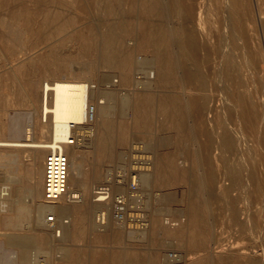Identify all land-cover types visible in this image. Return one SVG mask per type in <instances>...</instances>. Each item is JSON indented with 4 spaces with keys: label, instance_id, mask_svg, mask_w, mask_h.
<instances>
[{
    "label": "rangeland",
    "instance_id": "obj_1",
    "mask_svg": "<svg viewBox=\"0 0 264 264\" xmlns=\"http://www.w3.org/2000/svg\"><path fill=\"white\" fill-rule=\"evenodd\" d=\"M157 1L0 0V139L10 137L7 128L15 121L19 122L22 132L31 130L25 115L33 105L41 103L43 83L51 82L54 73L82 67L95 57L100 37L110 39L109 48L122 57L127 50L126 40L134 36L141 51L164 48L172 56L163 30L153 34L154 26L162 27L160 21L165 19L157 10ZM231 1L233 28H237L239 8L236 6L245 8V51L231 34L230 25L226 34L230 48L226 53L221 49L227 24L223 0H207V15L202 25L197 26L196 34L199 72L205 81L212 80L214 125L218 135L221 134L219 128L224 127L232 143L216 144L214 156L206 165L192 161L183 166L178 163L180 157L171 158L173 148L180 153H190L188 142L194 135L187 123L181 95L171 93L180 86L178 71L172 68L165 84L167 88L164 87L168 92L161 95L159 101L155 95H145L140 100L136 118L112 122L113 128L109 131L112 143L115 149L122 151L120 163L127 166L119 168L116 174L114 161L107 162L106 167L110 169L108 179H120L119 176L128 174L131 168L142 165L144 144L152 138L142 133L143 119H147L151 131L156 129L167 137L168 158L164 162L163 183L157 180L156 188L162 185L161 200L168 209L164 218L177 225H165L161 235L153 236L144 254L124 260L117 251L99 248L96 250L100 253L90 264H264V148L248 147L244 139L248 135L246 124L237 120V115L242 116L243 112L240 99L243 98L247 106L264 99V22L259 19V15H264V0ZM151 39L156 41L154 46L149 42ZM106 71L101 68L97 76L101 78ZM191 84L189 86H193ZM222 96L230 100L228 128L223 124L219 107ZM34 119L35 123L40 122L39 111ZM241 130L244 133L238 136ZM196 136L202 143V137ZM22 162L26 182L31 169L24 160ZM84 169L85 182H89L88 163ZM207 169L213 175L214 186L205 197L203 187L207 178L206 182L203 180L205 172L208 175ZM3 172L0 169L1 183ZM257 183L259 191L255 190ZM261 199L262 206L257 205ZM84 215L85 211L78 218L82 217L83 221ZM19 218L24 220V216ZM182 219L184 225L180 226ZM10 231L6 208L0 206V256L7 249L4 234ZM111 237L109 233H99L90 238L86 226H82L67 243L72 244L71 256L78 258L79 264H86L82 257L86 253V242L102 243ZM56 238H61L58 233ZM160 246L164 252L157 251ZM165 255L169 258L173 255L176 260L166 262ZM38 264L70 263L56 259L45 263L41 257Z\"/></svg>",
    "mask_w": 264,
    "mask_h": 264
},
{
    "label": "bare ground",
    "instance_id": "obj_2",
    "mask_svg": "<svg viewBox=\"0 0 264 264\" xmlns=\"http://www.w3.org/2000/svg\"><path fill=\"white\" fill-rule=\"evenodd\" d=\"M157 2V10L165 19L160 21L162 27L154 23L153 34L163 30L172 56L164 48L141 51L134 36L126 40L127 50L122 57L109 48L110 39L100 37L95 57L82 67L56 72L51 82L43 83L41 103L33 105L25 115L32 131L22 132L19 122L15 121L7 128L10 137L0 139V169L4 170L3 182L0 181V206L6 208L11 228L4 234L7 249L0 256V264H38L41 257L45 263L56 259L79 264L78 258L70 254L72 244L67 242L82 226H86L90 238L99 233L112 236L102 243L86 242V253L82 256L86 264L98 256L99 248L117 251L121 259L128 260L149 250L153 236L161 235L165 225H177L164 218L168 209L161 200L162 185L156 188L157 180L163 183L164 162L168 158L167 137L156 129L151 131L147 119H143L142 133L152 138L144 144L147 154L141 158L142 165L131 168L128 174L119 176L120 179H108L110 169L106 167L107 162L114 161L116 174L119 168L127 166L120 163L122 151L115 149L112 143L109 133L112 122L136 118L140 100L145 95H155L159 101L161 95L168 92L164 89L172 68L178 71L180 86L176 91L173 88L171 93L181 95L187 123L194 135L188 142L190 153H180L173 148L171 158L180 157L178 163L183 166L192 161L206 165L217 146L232 143L224 127L219 128L221 134L218 135L214 125L215 104L210 94L212 80L205 81L198 68L196 33L197 26L202 25L207 15V0ZM232 4L231 0H223L227 24L221 49L225 53L230 48L226 37L229 25L231 34L237 37L245 51V8L236 6L239 8L237 28H233ZM259 16L264 22V15ZM149 42L152 46L156 44L152 39ZM101 68L108 71L100 78L97 73ZM190 83L193 86H189ZM239 102L243 112L242 116L241 113L237 115V120L246 124L248 135L244 139L248 147L264 148V99L249 106L243 98ZM229 103L230 100L223 96L219 103L227 128L230 127ZM38 111L40 122L35 123ZM243 133L241 130L238 136ZM35 134L43 140L36 139ZM196 135L202 137V143ZM22 160L31 169L27 183L25 172L22 173ZM87 163L89 182H85ZM207 171L209 176L205 172L203 180L206 182L207 178L203 187L205 197L214 186L213 175ZM255 188L259 191L258 183ZM157 201L160 203L156 204ZM257 205L262 206V199ZM84 211L86 217L83 216L82 221V217H78ZM49 215L52 216L49 218ZM21 216L24 220H20ZM183 220L180 226L184 225ZM56 233L60 239L56 238ZM163 250L161 246L157 249L158 252ZM164 259L169 262L176 257L165 255Z\"/></svg>",
    "mask_w": 264,
    "mask_h": 264
},
{
    "label": "built area",
    "instance_id": "obj_3",
    "mask_svg": "<svg viewBox=\"0 0 264 264\" xmlns=\"http://www.w3.org/2000/svg\"><path fill=\"white\" fill-rule=\"evenodd\" d=\"M60 193H58V195H59Z\"/></svg>",
    "mask_w": 264,
    "mask_h": 264
}]
</instances>
